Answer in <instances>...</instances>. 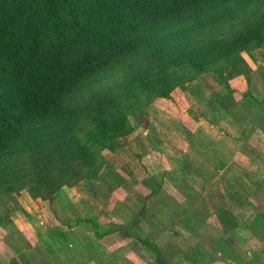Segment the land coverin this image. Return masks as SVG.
<instances>
[{
    "label": "trees",
    "instance_id": "1",
    "mask_svg": "<svg viewBox=\"0 0 264 264\" xmlns=\"http://www.w3.org/2000/svg\"><path fill=\"white\" fill-rule=\"evenodd\" d=\"M263 34L264 0H0V190L27 188L61 212L68 201L59 199V190L81 181L93 189L105 165L101 151H118L120 141L134 132L127 117L133 99L152 92L169 99L183 81L181 71L222 75L207 67L232 59L240 63L225 69L245 76L248 88L240 95L225 81L224 93L212 92L207 123L219 141L240 143L245 136L231 132V110L239 107L233 95L257 96L238 54L262 48ZM257 73L264 85V68ZM226 97L230 109L223 107ZM146 124H139L146 133L138 138L151 150L143 153L137 146L136 157L147 181L157 186L151 194L177 190L180 182L169 186L153 177L165 165L160 154L153 155L159 151ZM169 161L174 165L179 158ZM111 176L117 178L114 172ZM183 186L186 206L176 225L188 226L190 211L204 201ZM145 214L143 207L129 223L111 224L106 232L126 235L115 248L124 246L130 257L152 252L148 264H171L154 237L141 231L139 218ZM56 216L64 227L85 226L96 238L102 236L90 218Z\"/></svg>",
    "mask_w": 264,
    "mask_h": 264
},
{
    "label": "crops",
    "instance_id": "2",
    "mask_svg": "<svg viewBox=\"0 0 264 264\" xmlns=\"http://www.w3.org/2000/svg\"><path fill=\"white\" fill-rule=\"evenodd\" d=\"M258 50L260 51L259 58L264 61L263 50ZM257 63L260 65V61H257ZM224 79L231 82L235 78L232 76L227 78V75H225ZM215 82L218 85L217 87H223L222 91H225L224 82L222 84L216 80ZM238 87L231 88L238 94L240 93V95L246 91L239 90ZM220 88H212V90L217 91ZM252 93L257 96V99L251 96L242 97L237 94V97L236 94L233 95V101L235 100L234 102L238 103L239 108L231 110L230 118L233 120L231 132L237 137L245 136L240 143H235L234 145V143L227 141L224 143L212 137L211 139L207 138L211 144H218V148L215 150L216 154L214 151L209 152L211 147L209 148L205 145V148L204 144L201 147L197 145V148L194 146L189 147L188 151L184 150L183 152L171 153L168 151L170 155L162 147L170 143L169 140L158 142L159 146H156L160 153L155 152L153 155L160 154V161L165 165L164 170L172 171L174 175L183 174L184 177H176L178 182L183 181V183L194 189L204 201L203 204L198 203L190 211L189 214L192 217V221H190V224L188 223V226L176 225L173 228V234L171 233L170 236V246L162 241L160 242L161 244L157 242L156 245L161 250L164 260L171 264H264V207L263 205L261 207L257 205V200L264 199V93ZM226 99L230 100V102ZM231 102V98L226 97L223 107L230 109ZM194 107L195 105H193ZM200 107L202 109H197L199 118L195 120L197 127L192 131L195 139H198L200 134L205 137L209 136L204 132L202 134V127L206 126L205 132L208 131L209 133L213 129L207 123V118L209 119L206 115L209 111L207 106L204 104V106ZM240 110L245 112L244 117L243 114H239ZM202 114H204V117ZM238 115H242L243 118ZM203 118H205V123H202ZM197 130H199L198 135L196 134ZM140 136L143 137L145 134ZM127 138L125 142L124 140L120 141V149L113 154L130 153L136 157L139 152H136V140L132 142ZM143 141L147 143L145 140ZM121 145L123 146L121 147ZM167 149L170 150V148ZM218 150L223 151L225 155L220 157ZM192 155L198 156L203 162L197 163L198 160L194 159ZM171 157L179 158L177 164L173 165V162L169 161ZM160 161L159 163H161ZM135 162L137 165L135 167L137 170L135 169L136 171L133 173L135 174V180H139L138 182L149 180L148 174L137 157ZM169 162L172 163V167ZM201 163L206 166L204 169ZM109 166H111L110 163L107 164V168ZM105 167L106 162L103 170L101 169L102 172H105ZM199 170L204 173V176L201 175ZM109 177L116 183V179L111 174L104 180L99 177V180L102 181L100 183L105 185L104 182H107L111 186L112 182L107 181ZM153 177L156 178L155 175ZM186 177L189 178L188 181ZM252 178L254 179L255 193H250L245 184L246 180L251 182L250 179ZM178 182L170 181V184L176 185ZM77 186L82 188L81 191L79 190L81 194H83V190V192L88 194L83 195L82 199L85 206L87 205L92 210L93 208L90 205L97 200L95 191L84 181L79 182ZM66 204L67 208H69L68 202ZM98 209L100 212L106 211L105 208L100 206H98ZM108 210L112 211L116 217H121L116 214V212L118 213L116 209L110 208ZM122 211L126 213L124 210ZM101 213L103 214V212ZM19 214L20 216L11 215L9 217L12 222L8 224L10 226L7 227V230L9 228L15 230L21 236V239L23 238L22 241L28 243L30 248L32 245L36 246V252L45 256L46 263L44 264L54 263L53 259L50 258L52 255L58 258L57 263L59 264H134L128 259L129 254L123 252L122 248L124 246L122 248L119 247L120 249L115 248L117 244L121 245L126 241L122 231L111 233L110 244L109 242L105 244L112 251H110L111 255L99 257L96 256V252H93L89 245L80 243L74 247L71 245V240L75 239V236L79 239L78 233L73 228L79 227L87 231L85 226L76 225L68 228V230L66 229L65 233L59 230H40L39 232L33 224V222H36L37 225L36 219L30 214H28L30 216L29 219L24 218L22 213ZM72 215L73 219L90 218L93 222L101 219V216L95 215L94 212L86 215V217L78 214ZM131 218L132 215L129 219L127 218V221L124 219L121 222L119 220L114 222L129 223ZM109 222L105 221L101 225L104 226V223ZM18 226H22V228ZM95 227L96 224L94 225V230L96 231ZM76 231L78 232V229ZM28 234L29 238L27 239ZM118 235H123L122 239ZM73 242L76 241L73 240ZM112 243L115 245L111 246ZM17 245L20 246V249L11 253L10 256L3 255L4 257L0 259V264H36V259L31 258L26 253L25 245L22 246L19 243ZM85 252L88 253V256Z\"/></svg>",
    "mask_w": 264,
    "mask_h": 264
},
{
    "label": "rangeland",
    "instance_id": "3",
    "mask_svg": "<svg viewBox=\"0 0 264 264\" xmlns=\"http://www.w3.org/2000/svg\"><path fill=\"white\" fill-rule=\"evenodd\" d=\"M240 26L241 25H239L234 30L240 29ZM261 45L262 48H260V50H263L264 52V34ZM259 53L260 51L254 48L251 51H242L238 55L246 63L247 73H249L248 76L250 78V90L252 92H258L259 94H261L264 93V85L261 79L259 78L257 70L259 68H264V61L259 58ZM257 61H260V65H258ZM233 62H236L237 64L240 63L238 59H232L229 62H222L220 64L217 63L207 67V69L221 71L222 75L217 74L215 71L199 73L193 68L181 71L179 76L183 79V81L179 84V87H176V89L170 94L169 99L156 98V95L153 92L143 95L144 97L142 96L141 99H133L132 104L130 105L133 108L130 111H127V117L130 124L134 126L135 130L128 136L127 139L131 140L132 142L133 140H136L137 146L140 147L139 150L143 153L150 152V145L148 143H145L144 141H140V139L137 138L141 134L146 133V131L141 130V128L138 127L140 126L139 124H141L142 121H146L147 130L151 132V136L156 146H159L158 142H161L163 140H169L170 143H167L162 146L168 155H170V152L176 153L177 151H188V148L193 146L197 148V145L201 147L202 144H204V146L206 145L209 148L211 147L209 152L214 151V153L216 154L215 150L218 148V144H211L207 140V138L211 139V137L215 140H218V138H215L216 131L214 129H211V132L213 133L212 134L208 131L205 132L206 126L202 127V134L205 133L209 136L205 137L200 134V136H198V139L194 138L192 131L197 127V124L195 122V120L199 118V113L197 112V109L200 110V106H204V104L207 106L209 100L214 99L210 95L212 92H225L224 90L222 91L223 87H217L218 85L216 84L215 80L218 83L222 84L226 81L224 79L225 75H227V78L232 76L233 78H235L233 81L229 79L231 81L230 86L232 88L239 86V90H247L248 86L246 83L245 76L237 77L232 71V69H225ZM237 78L241 80L238 81L236 80ZM191 79H194L195 81L185 83L187 80ZM212 88L220 89L214 91L212 90ZM227 101L230 102V100ZM192 104L195 105L194 108ZM242 109L244 110L243 107ZM239 114H243V117L245 116V112L242 110L239 111ZM206 115L211 120L210 116L212 117L213 113L209 110ZM202 116L204 117V114H202ZM238 116L240 118H243L242 115ZM209 119L207 118V121H209ZM202 123H205V118L202 119ZM122 146L123 145H121V147ZM167 148H170V150ZM136 152H138V150H136ZM217 152L220 157L225 155L223 151L218 150ZM113 153L114 152H109L107 150L101 151V157L104 158L106 162V170L105 172H102V168L98 175V179L99 177H102L104 180L109 176V174L114 172L117 177L116 183L111 177L107 179V181L112 182L111 186L104 181L103 182L105 185H103L102 183H100L102 182L100 180L95 183L93 189L97 195V200L94 201L92 205H90L93 208L92 210H90L88 206H85V204L83 203L82 196L88 194L86 192H83L84 190L82 191L83 194L80 193L82 188H79L77 186L78 183L71 187L64 186L61 188V190H59V199L62 200L61 197H63L68 200L69 204V208H63V210L60 208L62 210V213L59 211L58 213L53 212V210H55L54 208L58 206L57 204L50 203L49 201L40 198H34L32 196V193L29 192L27 188L13 190L10 192L5 191V189L2 188L0 190V220H2L4 225L0 227V259H2L4 256H10L11 253L20 249V246L17 245V243H19L22 246L25 245L26 253L31 258L36 259V264L46 263L45 256L39 255L36 252V246L34 247L33 245H30V248L28 246V243L22 241L23 238L21 239V236L18 235L15 230H13L12 228H9V230H7V227L10 226L8 224L12 222L9 217L11 215L20 216L19 213L23 214V212L25 211L27 212V214H30L34 219H36L37 225L36 222H33V224L36 226V229L39 232L40 230H59L64 233L66 229L68 230V228L64 227V225L59 220H57V214H59L60 216L64 215V219L66 217L67 219L70 218V220H73L72 214H78L80 216L82 215L86 217V215L94 212L95 215L101 216V219L99 220L100 222L95 220V229L96 232H99L100 234H102V236L99 238H95L93 233L91 234V232H87L82 228L74 227L73 229H75V232L78 233L79 239H77L75 236V239L73 240L76 242H73V240H71V245L74 247L76 244L79 243L86 244L91 246L92 251L96 252V256L108 257L111 255L112 251L109 249V246L106 247L105 244H108L112 237H110L111 233L109 234L106 232V229H109L111 224H119L118 222H114L116 220H119L121 222L125 219L127 221V218L129 219L131 215L133 218L134 215L138 214L140 210L144 207V209H146V214L144 217L139 218L138 223L141 231H145L149 235H152L154 238L151 239L156 244L157 242L160 243L162 241L164 244L170 246L169 242L171 233L173 234L172 230L176 226V221L182 217L181 209L183 208V204L186 206V202L185 200L183 201L182 196V194L185 193V190L183 188V185L185 183H183V181L179 183L178 179L176 178L184 177L183 174L179 173L178 175H174L172 171L170 172L167 170H162L163 172L160 171L158 174L155 173L154 175L156 178H158L159 181L162 180L165 183H168V185L170 184V181H177L180 185V188L177 190L162 189L158 193L153 192L154 194H151L152 190H157V186L155 183H150L148 181L138 182L139 180H135V174L133 173H135V171L137 170L135 168L137 167V165L135 164L136 157L130 153H115L116 155ZM192 156L194 159L198 160L197 163L203 162L201 158L199 159L198 156ZM151 161H157L156 157L153 156V159ZM108 163H110L111 166L107 168ZM205 167L206 166L202 164V168L204 169ZM169 170L171 169L169 168ZM186 178L188 181L189 178ZM250 181L251 182H249L248 180L245 181V184L247 186L246 188L247 190H250V193H255L256 189H254L255 186L253 184L254 179L252 178L250 179ZM197 189H199V187H197ZM168 191L169 194L170 192H173L171 196L168 194ZM147 194L148 196H153H150V198L148 199L146 197ZM126 196L128 197L126 198ZM257 205H259V207L263 205L264 207V199L261 198L257 200ZM98 206L105 208L106 211H101L103 212L102 214L99 211ZM110 208L116 209V211H118V213L116 212V214L121 217H116V215L113 214L112 211L108 210ZM122 210H124L126 213H124ZM7 214L9 215L7 216ZM26 217L24 216V218ZM105 221L110 222L104 223L105 225L102 226L101 224ZM157 222L160 223L163 228H159ZM18 227L22 228V226ZM76 229H78V232L76 231ZM122 237L123 235L119 236V238L121 239ZM28 238L29 234L27 235V239ZM113 245L115 244L112 243L111 246ZM85 253L88 256V253ZM132 253H134L135 257L129 256L128 259L131 261V263L133 262L134 264H148L149 262L147 261L152 258L153 254L152 252H148L146 254L139 252ZM50 258L53 259V264H59L57 263L58 258L56 256L52 255V257ZM49 264H52V262H49Z\"/></svg>",
    "mask_w": 264,
    "mask_h": 264
}]
</instances>
